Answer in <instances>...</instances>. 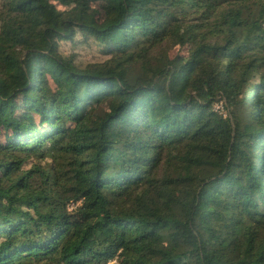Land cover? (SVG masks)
Masks as SVG:
<instances>
[{
  "label": "trees",
  "instance_id": "1",
  "mask_svg": "<svg viewBox=\"0 0 264 264\" xmlns=\"http://www.w3.org/2000/svg\"><path fill=\"white\" fill-rule=\"evenodd\" d=\"M3 1L0 264H264V0Z\"/></svg>",
  "mask_w": 264,
  "mask_h": 264
},
{
  "label": "rangeland",
  "instance_id": "2",
  "mask_svg": "<svg viewBox=\"0 0 264 264\" xmlns=\"http://www.w3.org/2000/svg\"><path fill=\"white\" fill-rule=\"evenodd\" d=\"M108 4L109 0H99L94 1L91 3V8L93 10H96L99 14V18H105L107 16L108 12ZM4 7V1L0 0V9H3ZM72 7H61L59 6L60 10H68ZM183 30L179 29L176 30V34L180 35L182 34ZM190 44L186 46H180L175 45L173 43L167 44L166 46L156 50L152 55V65H156L158 60L163 58L164 56H168L170 58H173L177 54L179 55H187L189 52ZM58 50L59 53L67 58L68 60H71L77 67L79 68H85L89 64H100L108 60V56L105 55L103 48L99 46L94 40L90 39L85 34L79 32L73 41L69 42H59L58 43ZM139 72V68H137ZM48 79L49 85L52 87V83ZM255 81V80H254ZM253 81V82H254ZM22 104V102L20 103ZM217 108H221V104L217 105ZM253 113L256 111L255 103L252 106ZM25 109L20 108L17 111V117L23 118L25 116ZM36 121L39 122V118H36ZM122 136V132L120 133ZM133 140L139 141L136 135L133 136ZM0 142L4 143L6 142L5 136L0 133ZM119 200L118 202H120ZM80 203H72L68 206V211L75 216L74 221L78 222L79 217L77 214V210L79 208ZM110 264H116V262H112Z\"/></svg>",
  "mask_w": 264,
  "mask_h": 264
}]
</instances>
